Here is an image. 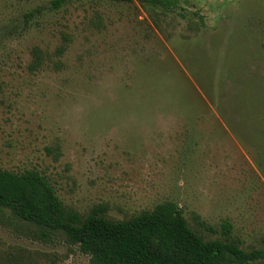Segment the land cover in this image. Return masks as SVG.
<instances>
[{
    "label": "rangeland",
    "instance_id": "obj_1",
    "mask_svg": "<svg viewBox=\"0 0 264 264\" xmlns=\"http://www.w3.org/2000/svg\"><path fill=\"white\" fill-rule=\"evenodd\" d=\"M51 1L0 0V169L39 171L80 213L173 202L263 247L264 0H183L158 18L140 0ZM12 246L90 264L0 223V251Z\"/></svg>",
    "mask_w": 264,
    "mask_h": 264
},
{
    "label": "trees",
    "instance_id": "obj_2",
    "mask_svg": "<svg viewBox=\"0 0 264 264\" xmlns=\"http://www.w3.org/2000/svg\"><path fill=\"white\" fill-rule=\"evenodd\" d=\"M74 1L83 0H52V9ZM181 1L140 0L156 18L180 9ZM32 16L30 12L25 18L28 21ZM96 21L100 24L101 19ZM64 41L68 43L67 36ZM65 49L66 45L60 46L56 53L62 55ZM43 65L42 53L34 48L30 68L35 71ZM241 116L242 124L251 121L248 115ZM238 135L252 143L247 134ZM258 153L264 159V149H258ZM107 210L105 204H98L80 213L63 203L49 179L39 171L16 173L0 169V223L40 243L61 238L87 256L90 264H264V246H245L227 219L217 228L194 215L191 225L173 202L158 204L151 211L124 220L108 218ZM50 260L47 254L17 246L0 251L1 264H49Z\"/></svg>",
    "mask_w": 264,
    "mask_h": 264
}]
</instances>
